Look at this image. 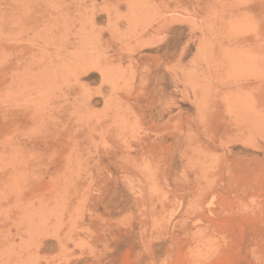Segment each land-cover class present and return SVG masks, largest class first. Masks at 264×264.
Segmentation results:
<instances>
[{
  "label": "rangeland",
  "instance_id": "1",
  "mask_svg": "<svg viewBox=\"0 0 264 264\" xmlns=\"http://www.w3.org/2000/svg\"><path fill=\"white\" fill-rule=\"evenodd\" d=\"M0 264H264V0H0Z\"/></svg>",
  "mask_w": 264,
  "mask_h": 264
}]
</instances>
